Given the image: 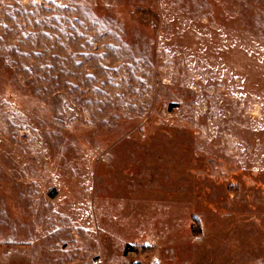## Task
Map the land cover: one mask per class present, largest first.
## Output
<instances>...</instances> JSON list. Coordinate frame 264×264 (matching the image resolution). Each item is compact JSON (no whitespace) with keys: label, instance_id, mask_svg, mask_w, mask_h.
Returning a JSON list of instances; mask_svg holds the SVG:
<instances>
[{"label":"rangeland","instance_id":"obj_1","mask_svg":"<svg viewBox=\"0 0 264 264\" xmlns=\"http://www.w3.org/2000/svg\"><path fill=\"white\" fill-rule=\"evenodd\" d=\"M0 37V264H264V0H0Z\"/></svg>","mask_w":264,"mask_h":264},{"label":"snow or ice","instance_id":"obj_2","mask_svg":"<svg viewBox=\"0 0 264 264\" xmlns=\"http://www.w3.org/2000/svg\"><path fill=\"white\" fill-rule=\"evenodd\" d=\"M37 0H32V3H36ZM53 2H55V0H53ZM67 5H61V7H66ZM0 39H2V37H0Z\"/></svg>","mask_w":264,"mask_h":264}]
</instances>
